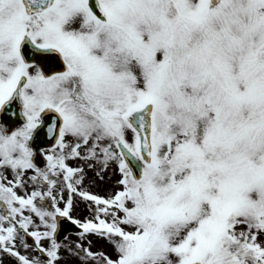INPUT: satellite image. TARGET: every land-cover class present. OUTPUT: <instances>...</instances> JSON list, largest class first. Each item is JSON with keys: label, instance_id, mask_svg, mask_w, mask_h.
I'll list each match as a JSON object with an SVG mask.
<instances>
[{"label": "snow or ice", "instance_id": "1", "mask_svg": "<svg viewBox=\"0 0 264 264\" xmlns=\"http://www.w3.org/2000/svg\"><path fill=\"white\" fill-rule=\"evenodd\" d=\"M69 255L264 264V0H0V264Z\"/></svg>", "mask_w": 264, "mask_h": 264}, {"label": "rangeland", "instance_id": "2", "mask_svg": "<svg viewBox=\"0 0 264 264\" xmlns=\"http://www.w3.org/2000/svg\"><path fill=\"white\" fill-rule=\"evenodd\" d=\"M8 261H10V260H7L6 262H5V264H8ZM13 263H14V261H12Z\"/></svg>", "mask_w": 264, "mask_h": 264}]
</instances>
